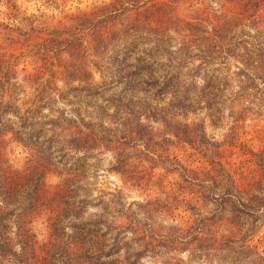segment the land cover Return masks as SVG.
I'll use <instances>...</instances> for the list:
<instances>
[{
	"label": "rangeland",
	"instance_id": "374dc122",
	"mask_svg": "<svg viewBox=\"0 0 264 264\" xmlns=\"http://www.w3.org/2000/svg\"><path fill=\"white\" fill-rule=\"evenodd\" d=\"M226 1L189 0L186 1V5L181 3L178 6L177 14L187 21H191L190 19L196 16L204 18L207 22L215 21V14L226 5L228 10L232 9V5L227 4ZM29 2L31 0H0V55L7 56L27 51L32 45L41 42L42 38H46L49 30L70 26L80 13L101 8L112 3L113 0H92L90 10L65 13L55 23H50L43 14L41 16L34 13L28 14L27 9L22 8L21 5ZM42 2L47 7L59 8L65 0H42ZM11 6L14 9V20L9 17ZM125 18V16H121L117 20H110L107 26H112L115 22L121 23L123 20L126 22ZM3 25L19 27L22 31L17 29L10 31ZM258 27L264 31V17ZM245 32H249L247 27ZM171 34L172 51L180 49L183 44V35L175 32H171ZM236 37H241V35ZM74 44L78 51L69 54V57L58 53V55L55 54L56 58L61 56L58 59L51 58V55L47 58L48 68H56L60 61L65 62L66 59H69L67 65L70 68L83 72L79 79L69 84L57 83L61 96L58 101L52 103L51 111H44L48 117H55L59 115L60 111L66 112L70 117L74 112L75 114L81 113L84 118L98 113L96 107L98 103L94 97L80 100L71 99V96L77 93L76 88L89 84L91 76L87 73L92 72L93 81L97 83V86L106 89L107 93L102 97L103 101H111V97L116 94L109 84L107 86L109 82H103L107 81V78L102 77L112 68L107 64L110 63L108 60L110 55L99 53L97 55L92 50L89 38L86 37H82ZM45 60L41 62L42 68ZM192 64L198 65L199 61H193ZM48 68L47 70H49ZM243 68L241 62L232 58L224 61L218 60L212 68H209L212 72L218 71L228 81L224 83L225 88L220 97V107L217 105L215 107L221 109L211 116L205 110L186 114L167 113L169 111L165 109L167 101L156 102L143 92L132 96L128 95L127 99L123 101L122 108L130 106L139 115L142 122L151 127V135L144 137V142H140L136 150L129 151L131 160L134 161L131 178L124 179L121 174L114 171L115 152L113 147L96 148L80 153V156L86 158L82 161H76L74 158L75 161L71 162L80 170L78 186L70 185L66 187L65 195L59 199L48 200L44 206H41L43 211L41 210L35 218L47 214V238L44 241L37 240L32 230L33 223H31L29 227L33 244H0V264H104V262L105 264H142V260L147 264H154L158 257L161 264H173V261L175 264H185L178 258V255H169L185 250L190 253V261L203 259L207 261V264H264V255L260 252L261 244H264V237L258 239V236L264 232V173L260 167L264 163V123H261L264 120V93L258 90L250 91V89L243 91L244 87H253L257 84L263 88L264 80L256 71L241 73L240 69ZM100 70L104 73L101 74ZM35 74L36 77L39 76L37 70ZM46 74L43 78L38 77L42 85L37 89L35 87L39 80L28 82L25 79L29 86L34 88L30 97L21 98L25 89L24 85L19 82L18 86L12 89L14 96L19 100L18 103L22 105V110H25L30 104L39 105L48 96L51 88L49 83L44 82L47 79ZM197 81L198 84L203 83L200 77H197ZM45 86L46 89H44ZM8 100L9 97L6 96L4 102L7 103ZM68 100H70L69 103ZM101 102L102 99L99 100V103ZM225 108L228 109L227 117L224 115ZM162 111H165V115H161ZM163 118L168 120L164 121ZM228 119L232 121L228 133L225 134L222 141H216L213 138L215 130L223 127L224 121ZM105 120L107 125L111 124L110 119ZM188 130H191L194 136L191 141H188L186 137ZM119 131L120 145L124 144V150H130L131 141L125 139L126 130L122 127ZM107 140L108 146H111L113 139L107 138ZM9 143L10 141L5 139L0 142L1 164H3V170H6L7 167L8 169L13 167L16 170L19 167H16L15 163H19L21 167L27 158L23 162H10L5 151ZM107 152L112 153V159L108 160L105 165L104 154ZM69 154L71 155V153ZM210 159L221 162L224 169L233 175L236 185L250 189L247 192L251 195L245 193L243 195L245 200H242L250 208L249 211L231 204L225 205L222 207L225 209L221 210L217 204L198 203L196 208L186 212L187 218L181 217L182 224L165 226L158 223L156 216L162 213L171 215L172 210L181 203V199L177 197L176 193H167L165 201L157 200L152 203L151 207L133 201L136 204V207L133 208L132 204L126 202L125 194L119 188L111 189L107 182V175H114L123 180L126 185H129L130 182V186L133 188L155 186L163 191L164 181L168 180L169 186H175L177 192L182 193L183 196L194 198L196 194H199L198 192H203V182L208 184V180L211 179V176L202 169L204 166L208 167L207 160ZM179 162L196 173L181 171L183 177L185 174L184 179H181L178 173H172L173 170H177L176 168L181 166L177 165ZM193 164L195 167L191 166ZM208 168L210 169V166ZM101 169L104 170L103 173H101ZM102 175L105 177L103 180H101ZM171 177H175V179H170ZM194 177L196 179H193ZM222 181L224 179L219 178L218 182L222 183ZM100 184H104V186L100 187ZM217 184L211 185L212 194H218L219 185ZM52 191V185H50L48 197L52 196ZM76 191H80L79 199H74L73 194ZM85 199L88 201L81 203ZM50 202H53L51 206H56L51 210V213L46 211L47 207H45L48 203L50 205ZM25 206H20L17 203L15 214L5 222L12 227L15 243L22 242L18 226L19 216L24 214L23 207ZM76 208H83V219L87 222L103 220L98 231L101 239L100 244H75V220L82 216L78 215L79 211ZM90 209H98V211H90ZM239 224L248 230L253 229V233L249 235L245 244L244 241H239L236 244L214 242L217 237L220 239L234 238ZM197 226H200V233L208 234L204 240L194 239ZM86 227L90 228V226Z\"/></svg>",
	"mask_w": 264,
	"mask_h": 264
},
{
	"label": "trees",
	"instance_id": "16d2710c",
	"mask_svg": "<svg viewBox=\"0 0 264 264\" xmlns=\"http://www.w3.org/2000/svg\"><path fill=\"white\" fill-rule=\"evenodd\" d=\"M186 1L189 0H113L101 8L80 13L78 20L76 18L70 26L49 30L46 38H42L41 42L32 45L27 51L7 56L0 55V142L8 132H11L13 140L22 142L30 149V155L24 165L16 170L13 167L3 170L0 147V244H33L29 225L41 212V206L48 200L59 199L65 195L66 187L78 186L80 170L71 162L75 161L74 158L76 161L86 158L80 156V153L96 148L113 147L114 171L121 174L124 179L131 178L134 161L131 160L130 152L136 150L140 142H144V137L151 135V127L145 125L130 106L122 108L123 101L128 95L143 92L156 102L167 101L165 106V109L169 110L167 113L186 114L205 110L211 116L215 115L217 110L220 111L221 108L215 107L216 105L220 107L224 83L228 82L218 71L212 72L209 69L216 61L237 59L244 66L240 69L241 73L256 71L264 80V31L258 27L264 17V0H227L226 3L231 4L232 9L228 10L226 5L215 14L216 20L209 22L199 16L191 18V21L179 17L177 8L181 3L186 5ZM13 15L14 9L11 6L9 13L11 20L15 19ZM121 16L126 17V22L123 20L121 23L115 22L112 26H107L110 20H117ZM4 27L10 31L16 29L22 31L15 26ZM246 27L249 30L247 33ZM171 32L183 35L182 49L172 51ZM237 35L241 37H236ZM82 37L89 38L92 50L97 55L98 53L110 55L108 56L110 63L107 64L112 68L106 74L101 70L100 73H104L102 77H106L107 81L103 82H109L107 86L109 84L116 94L111 97V101H103L106 89L97 86L93 81L92 72H85L91 76L89 84L76 88L77 93L73 94L71 99L94 97L98 103L96 105L98 113L84 118L81 113L74 112L70 117L66 112L60 111L59 115L48 117L44 109L48 108L51 111L52 103L58 101L61 96L57 83L69 84L79 79L83 72L70 68L67 65L69 59L65 62L60 61L56 68H48L47 58L51 55L54 59L58 53L69 57V54L78 51L74 43ZM27 57H31L34 63L39 61L35 71L39 72V78H43L47 73L44 82L49 83L51 89L39 105L30 104L22 110V105L18 103L19 100L14 96L12 89L18 86V82H14L15 66ZM43 60L45 62L42 68ZM193 61H199V64H192ZM259 65L262 67L259 68ZM35 71L25 78L28 82L39 80ZM197 77L202 78V84H198ZM40 83L39 80L35 89L40 88L42 85ZM249 89L264 93V87L262 88L260 84L244 87L243 91ZM6 96L9 97L7 103L4 102ZM164 113L165 111H162L161 115ZM107 118L111 121L109 125L105 122ZM122 127L127 132L125 139L131 141L130 150H124V144L120 145L119 129ZM186 137L188 141L194 139L191 130L187 131ZM107 138L113 139L111 146H108ZM177 165L180 166V162ZM207 165L210 169L207 166L202 169L211 176V179L208 180V184L203 182V192H198L194 198L183 196L177 207L187 212L196 208L198 203H211L220 206L221 210H224L222 207L227 204L244 210L250 209L246 202L242 201L245 200L243 195L250 189L236 185L233 175L224 169L221 162L210 159L207 160ZM260 167L264 173V163ZM176 169L172 173H178L181 179L185 177L181 171L196 173L182 165ZM53 175L60 177L58 184L51 183ZM219 178L224 181L219 183ZM212 184L219 185L218 194H212L210 188ZM50 185L53 191L52 196L48 197ZM79 193L80 191H76L73 194L74 199H79ZM86 201L88 200H82L81 203ZM192 202L194 203L191 204ZM17 203L20 206L26 205V208L23 207L25 212L19 216L18 229L22 242L15 243L12 227L5 222L15 214ZM51 204L53 202L45 206L46 211L50 213L56 207ZM76 209L79 211L78 215L82 216L75 220V244H100L98 231L103 220L87 222L83 219V208ZM239 225L234 238L217 237L214 242L236 244L244 241L245 244L253 229L248 230ZM197 227L194 239L204 240L208 234L200 233V226Z\"/></svg>",
	"mask_w": 264,
	"mask_h": 264
},
{
	"label": "clouds",
	"instance_id": "9594fccd",
	"mask_svg": "<svg viewBox=\"0 0 264 264\" xmlns=\"http://www.w3.org/2000/svg\"><path fill=\"white\" fill-rule=\"evenodd\" d=\"M22 8L27 9L28 14H36L37 16H41L43 14L45 19H49L50 23H55L57 20H60L65 13H75L78 10H90L92 7V0H65L64 3H61L59 8L55 7H47L42 0H31L29 3H25L21 5ZM39 61L37 60L35 63L33 62L31 57H27L23 60H21L19 63L15 66V72L16 76L14 78V82H19L24 85V93L22 94L21 98L24 99L26 97H30L34 91L33 87H30L29 84L26 82L25 78L29 76L31 73L35 71V69L38 67ZM62 83V82H61ZM45 112L48 111L47 108L44 109ZM224 115L227 117L228 115V109H224ZM232 121L230 119L224 121V126L217 128L214 132V139L216 141H222L225 137V134L228 133L229 127L231 125ZM254 123V122H250ZM261 123H264V120L261 121ZM5 140H9L10 143L8 144L6 148V154L9 157L10 162L15 163L16 161H21L30 155V149L24 145L22 142H18L16 140L12 139V133L8 132L4 136ZM105 160L104 163L107 165V161L112 159V153L107 152L104 154ZM16 167H20L19 163H15ZM192 167H195V165H191ZM101 173H103V169L100 170ZM105 177L102 175L101 180H103ZM170 179H175V177H171ZM60 181V177L57 175H53L51 177V183L52 184H58ZM107 182L108 185L111 187V189L119 188L126 196V202L128 204H132L133 208L136 207V204L133 203L135 201L138 204H146L149 207L152 206V203L159 201H165L166 200V194L169 192L176 193L177 197L179 199L183 198V194L177 192L175 186H169V181H164V190L161 191L160 188L155 186H149V187H131L130 182L129 185H126L125 182L121 179H119L117 176L114 175H107ZM114 182V183H113ZM100 187H103L104 184H100ZM94 195L96 193H93ZM90 211H98V209H90ZM187 213L182 210V208L177 207L172 210L171 215L167 213L158 214L156 216V219L158 223L163 224L165 226L167 225H180L183 223V220L181 217L187 218ZM32 230L36 235V239L39 241H44L47 238V214L40 215L37 219L33 221L32 224ZM131 235V234H129ZM264 237V232L258 236V239ZM260 252L262 255H264V244H261ZM170 256H177L180 260H183L185 264H207V261L200 260L190 261V253L189 251L185 250L182 252H179L178 254L173 252L169 254ZM142 264H147L146 261L142 260ZM154 264H161L160 258L158 257ZM173 264H175V261H173Z\"/></svg>",
	"mask_w": 264,
	"mask_h": 264
}]
</instances>
